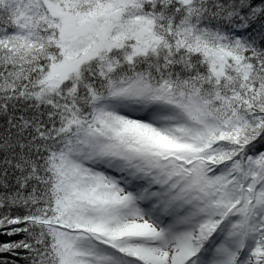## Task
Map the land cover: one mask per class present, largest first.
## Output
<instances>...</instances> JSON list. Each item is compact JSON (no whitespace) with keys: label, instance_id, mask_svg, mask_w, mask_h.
Masks as SVG:
<instances>
[{"label":"snow or ice","instance_id":"obj_1","mask_svg":"<svg viewBox=\"0 0 264 264\" xmlns=\"http://www.w3.org/2000/svg\"><path fill=\"white\" fill-rule=\"evenodd\" d=\"M0 264H264V0H0Z\"/></svg>","mask_w":264,"mask_h":264}]
</instances>
